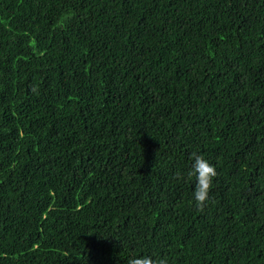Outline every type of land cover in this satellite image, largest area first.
Masks as SVG:
<instances>
[{
  "label": "trees",
  "instance_id": "1",
  "mask_svg": "<svg viewBox=\"0 0 264 264\" xmlns=\"http://www.w3.org/2000/svg\"><path fill=\"white\" fill-rule=\"evenodd\" d=\"M149 255L264 264V0H0V264Z\"/></svg>",
  "mask_w": 264,
  "mask_h": 264
},
{
  "label": "clouds",
  "instance_id": "2",
  "mask_svg": "<svg viewBox=\"0 0 264 264\" xmlns=\"http://www.w3.org/2000/svg\"><path fill=\"white\" fill-rule=\"evenodd\" d=\"M191 159L193 164L187 175L196 178L194 198L196 206L202 209L210 199V191L213 179L217 176V170L203 155L196 152L191 153ZM177 177L183 179L179 173ZM128 264H169V262L166 257L153 258L149 255L130 258Z\"/></svg>",
  "mask_w": 264,
  "mask_h": 264
}]
</instances>
